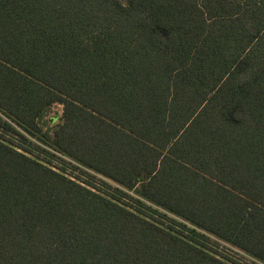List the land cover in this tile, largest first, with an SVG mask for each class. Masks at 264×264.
I'll return each instance as SVG.
<instances>
[{
	"label": "trees",
	"instance_id": "16d2710c",
	"mask_svg": "<svg viewBox=\"0 0 264 264\" xmlns=\"http://www.w3.org/2000/svg\"><path fill=\"white\" fill-rule=\"evenodd\" d=\"M0 264H264V0H0Z\"/></svg>",
	"mask_w": 264,
	"mask_h": 264
},
{
	"label": "rangeland",
	"instance_id": "374dc122",
	"mask_svg": "<svg viewBox=\"0 0 264 264\" xmlns=\"http://www.w3.org/2000/svg\"><path fill=\"white\" fill-rule=\"evenodd\" d=\"M62 116V105L59 103H54L50 107H48L38 118V127L41 129V134L47 132V130L52 129L53 126L60 122ZM54 118V121L52 119ZM51 130H49V133ZM39 135V134H38ZM40 136V135H39ZM37 140V139H36ZM38 143L41 144L39 140ZM64 160L68 161L66 157H62ZM60 166H63L67 169L66 173H70V168L63 164L62 162L56 161ZM226 247L225 244H221Z\"/></svg>",
	"mask_w": 264,
	"mask_h": 264
}]
</instances>
